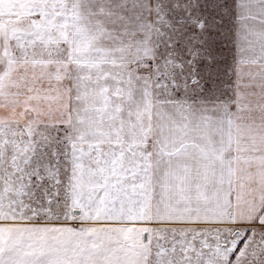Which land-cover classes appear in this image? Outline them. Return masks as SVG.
<instances>
[{
    "label": "snow or ice",
    "instance_id": "6c2138e0",
    "mask_svg": "<svg viewBox=\"0 0 264 264\" xmlns=\"http://www.w3.org/2000/svg\"><path fill=\"white\" fill-rule=\"evenodd\" d=\"M0 264H264V0H0Z\"/></svg>",
    "mask_w": 264,
    "mask_h": 264
}]
</instances>
